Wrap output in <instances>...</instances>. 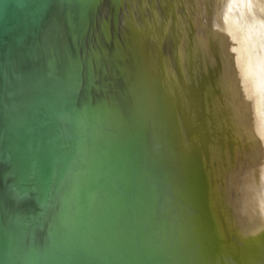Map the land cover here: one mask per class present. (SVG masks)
Returning <instances> with one entry per match:
<instances>
[{"label": "water", "instance_id": "1", "mask_svg": "<svg viewBox=\"0 0 264 264\" xmlns=\"http://www.w3.org/2000/svg\"><path fill=\"white\" fill-rule=\"evenodd\" d=\"M0 264H264V0H0Z\"/></svg>", "mask_w": 264, "mask_h": 264}]
</instances>
